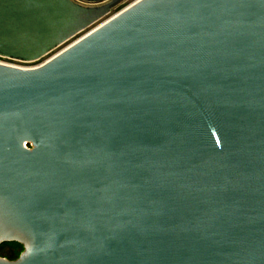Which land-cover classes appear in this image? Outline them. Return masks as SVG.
Returning <instances> with one entry per match:
<instances>
[{
    "label": "water",
    "instance_id": "obj_1",
    "mask_svg": "<svg viewBox=\"0 0 264 264\" xmlns=\"http://www.w3.org/2000/svg\"><path fill=\"white\" fill-rule=\"evenodd\" d=\"M0 0L37 61L124 0ZM0 264H264V0H140L0 64Z\"/></svg>",
    "mask_w": 264,
    "mask_h": 264
},
{
    "label": "rangeland",
    "instance_id": "obj_2",
    "mask_svg": "<svg viewBox=\"0 0 264 264\" xmlns=\"http://www.w3.org/2000/svg\"><path fill=\"white\" fill-rule=\"evenodd\" d=\"M135 2H137V0H124V1H122L120 4H118L117 6H115L112 9L111 13H109L101 21L97 22L93 26L89 27L85 31H83L80 34H78L77 36H75L74 38L70 39L69 41H67L66 43H64L63 45H61L59 48L55 49L53 52H50L45 57L41 58L40 60H37V61H21V60H16V59H6L4 61H6L7 63H9L12 66L23 67V68L37 66V65L43 63L44 61H46L48 58H50L53 54L59 52L60 50L64 49L65 47H67L68 45H70L71 43H73L74 41H76L79 38H81L85 33L89 32L93 28L97 27L103 21L109 19L110 17L116 15L117 13L122 12V10H124L126 7L128 8V6L134 4ZM4 258H6V257H4Z\"/></svg>",
    "mask_w": 264,
    "mask_h": 264
},
{
    "label": "trees",
    "instance_id": "obj_3",
    "mask_svg": "<svg viewBox=\"0 0 264 264\" xmlns=\"http://www.w3.org/2000/svg\"><path fill=\"white\" fill-rule=\"evenodd\" d=\"M23 250L24 246L19 242H6L0 244V256L6 257L9 260L17 259Z\"/></svg>",
    "mask_w": 264,
    "mask_h": 264
},
{
    "label": "built area",
    "instance_id": "obj_4",
    "mask_svg": "<svg viewBox=\"0 0 264 264\" xmlns=\"http://www.w3.org/2000/svg\"><path fill=\"white\" fill-rule=\"evenodd\" d=\"M74 2H76V3H78V4H81V5H84V6H86V5H89V3L86 1V0H73ZM66 43V42H65ZM64 44V43H63ZM63 44H61V45H63ZM60 45V46H61ZM60 46H58V47H56L55 49H57V48H59ZM55 49H53L52 51H50V52H53ZM66 49V48H65ZM61 52L63 51V50H60ZM59 51V52H60ZM49 52V53H50ZM48 53V54H49ZM58 53V52H57ZM48 54H46V55H48ZM45 55V56H46ZM55 55H57L56 53L55 54H53L50 58H48L46 61H44L43 63H41V64H39V65H37V66H40V65H43L45 62H47L48 60H50L51 58H53V57H55ZM44 56V57H45ZM43 58V57H42ZM6 59H9V58H6V57H3V56H0V64H6V65H10L9 63H7L6 61H4V60H6ZM40 60V59H39ZM36 66V67H37Z\"/></svg>",
    "mask_w": 264,
    "mask_h": 264
},
{
    "label": "bare ground",
    "instance_id": "obj_5",
    "mask_svg": "<svg viewBox=\"0 0 264 264\" xmlns=\"http://www.w3.org/2000/svg\"><path fill=\"white\" fill-rule=\"evenodd\" d=\"M138 1H140V0H137V2H138ZM135 3H136V2H135ZM135 3H134V4H135ZM130 6H131V5H130ZM130 6H128V8H129ZM128 8L126 7L124 10H122V12L125 11L126 9H128ZM120 13H121V12H120ZM120 13H117L116 15H114V16L110 17L109 19L103 21V22H102L101 24H99L97 27L103 25L105 22H108L110 19L116 17V16H117L118 14H120ZM97 27L93 28L92 30L96 29ZM92 30H90L89 32H91ZM89 32H88V33H89ZM85 34H87V33H85ZM85 34H84V35H85ZM84 35H83V36H84ZM79 39H81V38H79ZM79 39H78V40H79ZM78 40H76V41H78ZM76 41H74L73 43H71L70 45H68V46L65 47V48H68L69 46H71L72 44H74ZM65 48L62 49V50H65ZM59 53H61V51L58 52V53H56V54L58 55ZM55 56H56V55H55ZM34 67H36V66H34ZM26 68H33V67H26Z\"/></svg>",
    "mask_w": 264,
    "mask_h": 264
},
{
    "label": "flooded vegetation",
    "instance_id": "obj_6",
    "mask_svg": "<svg viewBox=\"0 0 264 264\" xmlns=\"http://www.w3.org/2000/svg\"><path fill=\"white\" fill-rule=\"evenodd\" d=\"M133 5V4H132ZM88 33V32H87ZM86 35V34H85ZM84 37V36H83ZM23 68V67H22ZM26 68V67H25Z\"/></svg>",
    "mask_w": 264,
    "mask_h": 264
}]
</instances>
